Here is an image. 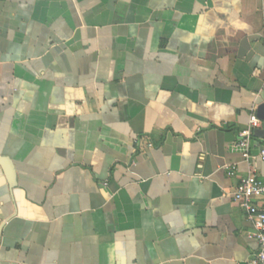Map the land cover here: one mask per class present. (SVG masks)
I'll list each match as a JSON object with an SVG mask.
<instances>
[{
    "label": "crops",
    "instance_id": "0c3cea01",
    "mask_svg": "<svg viewBox=\"0 0 264 264\" xmlns=\"http://www.w3.org/2000/svg\"><path fill=\"white\" fill-rule=\"evenodd\" d=\"M263 103L264 0H0V264H248Z\"/></svg>",
    "mask_w": 264,
    "mask_h": 264
},
{
    "label": "built area",
    "instance_id": "2783aa9c",
    "mask_svg": "<svg viewBox=\"0 0 264 264\" xmlns=\"http://www.w3.org/2000/svg\"><path fill=\"white\" fill-rule=\"evenodd\" d=\"M261 124L257 113L253 112L248 126L240 131L234 146V149L242 154L243 160L249 164L256 159L264 160V147L258 154L252 152L254 133ZM143 141L142 138H137L135 143L142 145ZM146 145L152 147L153 143L148 141ZM225 168L231 176H236L237 166L227 165ZM232 196L244 208L248 218L254 224V235L259 248L257 253L248 261V264H264V180L258 177L255 172H250L239 179Z\"/></svg>",
    "mask_w": 264,
    "mask_h": 264
},
{
    "label": "water",
    "instance_id": "95a60500",
    "mask_svg": "<svg viewBox=\"0 0 264 264\" xmlns=\"http://www.w3.org/2000/svg\"><path fill=\"white\" fill-rule=\"evenodd\" d=\"M257 117L263 122V128L262 129H256L255 130V136L256 137H260V138H264V103L260 104L258 106V108H257ZM0 162L6 166L7 170L12 168L11 164L7 165V164H9V159L0 158ZM11 173L14 176L13 169H12Z\"/></svg>",
    "mask_w": 264,
    "mask_h": 264
}]
</instances>
